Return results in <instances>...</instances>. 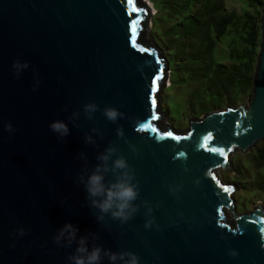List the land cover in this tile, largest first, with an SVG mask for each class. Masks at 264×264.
<instances>
[{"label": "water", "instance_id": "water-1", "mask_svg": "<svg viewBox=\"0 0 264 264\" xmlns=\"http://www.w3.org/2000/svg\"><path fill=\"white\" fill-rule=\"evenodd\" d=\"M150 11L144 0H0V264H69L77 245L53 240L67 223L139 264H264V205L236 212V188L217 173L264 138V2L250 96L181 130L161 122L167 62L146 35ZM16 61L28 65L19 75ZM105 108L122 115L109 121ZM55 121L70 134L54 133ZM109 147L138 182L139 211L124 224L98 221L79 181Z\"/></svg>", "mask_w": 264, "mask_h": 264}, {"label": "trees", "instance_id": "trees-1", "mask_svg": "<svg viewBox=\"0 0 264 264\" xmlns=\"http://www.w3.org/2000/svg\"><path fill=\"white\" fill-rule=\"evenodd\" d=\"M150 1V37L171 81L187 85V109L203 114L250 96L264 0H240L236 8L227 0ZM241 157L228 180L264 205V138Z\"/></svg>", "mask_w": 264, "mask_h": 264}, {"label": "clouds", "instance_id": "clouds-1", "mask_svg": "<svg viewBox=\"0 0 264 264\" xmlns=\"http://www.w3.org/2000/svg\"><path fill=\"white\" fill-rule=\"evenodd\" d=\"M28 67L27 63L21 64L16 61L13 68L17 70V75ZM35 90V89H34ZM98 110L95 103H89L84 106V113L88 119H93V113ZM105 117L115 122L122 114L114 108H105ZM79 113H73V119H78ZM9 133L14 132L11 124L5 126ZM50 129L61 138L70 134L68 126L62 121H55L50 124ZM97 132V129H93ZM117 135L122 136L121 129H117ZM86 144H94L95 141L91 135H85ZM114 147L106 148L102 154L97 156L98 164L89 174L87 168L82 169V175L79 177L80 183L84 185L87 192V199L91 207L99 210L98 221H104L105 216H110L112 220H118L121 224L131 220L134 214L138 213L139 206L134 202L139 197L138 182L134 183L135 175L133 169L128 165L123 156H117ZM135 151V148H133ZM80 159H86L84 153L80 154ZM111 173L113 180L107 181V175ZM147 206V202H144ZM149 212L151 208H148ZM152 220H148L144 227L151 228ZM79 229L71 223L65 224L58 234L53 237L55 244L59 247H71L74 243L77 245L75 251L68 257L69 264H102V260L107 258L109 264H139L138 256L131 251L112 252L105 250L101 245L95 243V237L91 240L89 236H80ZM264 232V229H261ZM25 234L23 229L19 230V235ZM232 257L237 256V252L232 250L229 253Z\"/></svg>", "mask_w": 264, "mask_h": 264}, {"label": "rangeland", "instance_id": "rangeland-1", "mask_svg": "<svg viewBox=\"0 0 264 264\" xmlns=\"http://www.w3.org/2000/svg\"><path fill=\"white\" fill-rule=\"evenodd\" d=\"M151 4L150 0H144ZM240 0H227L226 4L228 7H238L241 6ZM155 13V10L151 4V11L147 21V30L146 35L147 38L150 37L149 30L151 26L150 19L152 15ZM166 67V79L165 83L160 89L159 92V110L163 116L161 122H165L170 125L174 129H185L187 126V120L192 117L200 116L201 114H195L187 109L185 106V95L187 91V85H177L174 84L170 79V70ZM240 102V101H239ZM238 102L236 101L235 104ZM221 108V107H220ZM250 151V150H249ZM241 154L237 151L233 152L230 156L231 167L229 170H217L218 175L221 177L223 181H227L231 184L232 181H229L228 178H232L234 176V167L237 165L236 161L240 159ZM242 158V157H241ZM232 196L234 198V208L235 211L240 212H247L251 210L252 205L258 202L254 197H252L248 191L234 189L232 192Z\"/></svg>", "mask_w": 264, "mask_h": 264}, {"label": "snow or ice", "instance_id": "snow-or-ice-1", "mask_svg": "<svg viewBox=\"0 0 264 264\" xmlns=\"http://www.w3.org/2000/svg\"><path fill=\"white\" fill-rule=\"evenodd\" d=\"M153 91H155V88L153 89ZM155 104H156V101L155 99L152 100V105L153 107H155ZM153 118H156V117H153ZM225 191H228V189H225Z\"/></svg>", "mask_w": 264, "mask_h": 264}]
</instances>
